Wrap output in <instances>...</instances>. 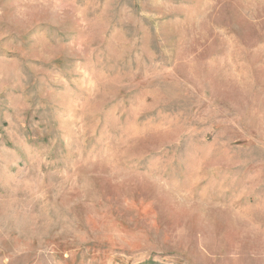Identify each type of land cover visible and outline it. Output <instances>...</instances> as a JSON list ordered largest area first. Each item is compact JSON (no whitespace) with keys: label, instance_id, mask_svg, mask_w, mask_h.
<instances>
[{"label":"rangeland","instance_id":"rangeland-1","mask_svg":"<svg viewBox=\"0 0 264 264\" xmlns=\"http://www.w3.org/2000/svg\"><path fill=\"white\" fill-rule=\"evenodd\" d=\"M0 264H264V0H0Z\"/></svg>","mask_w":264,"mask_h":264}]
</instances>
